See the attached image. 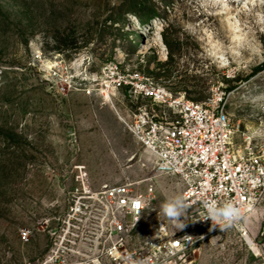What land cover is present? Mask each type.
Instances as JSON below:
<instances>
[{"label": "rangeland", "instance_id": "1", "mask_svg": "<svg viewBox=\"0 0 264 264\" xmlns=\"http://www.w3.org/2000/svg\"><path fill=\"white\" fill-rule=\"evenodd\" d=\"M110 61L196 102L222 96L234 148L264 143V0H0V264L56 263L53 238L81 175L92 188L134 182L146 196L133 242L154 238L160 222L191 230L187 210L179 222L161 211L183 184L159 174L126 128L125 95L112 104L68 87ZM243 225L211 236L198 264H264V196Z\"/></svg>", "mask_w": 264, "mask_h": 264}, {"label": "built area", "instance_id": "2", "mask_svg": "<svg viewBox=\"0 0 264 264\" xmlns=\"http://www.w3.org/2000/svg\"><path fill=\"white\" fill-rule=\"evenodd\" d=\"M73 81H68L69 88L79 86L112 104L118 91L125 95L128 105L122 114L117 110L118 115L135 139L155 154L156 171L180 178L191 230L174 236L160 222L154 238L133 242L142 221L146 196L134 182L92 188L81 175L79 186L69 191V209L62 226L64 234L54 236L55 231L52 232L57 250L48 261L198 264L203 244L221 232L218 226L209 231L211 220H201L204 202H216L218 206L232 202L246 217L264 196V143L257 150L250 142L244 150L234 148V124L221 104L222 96L201 103L190 100L154 76L124 70L119 61L106 63L99 77L85 74L78 84ZM62 89L65 92L67 86L63 85ZM243 222L233 228H244ZM67 233L70 236H65ZM73 235H77L78 243ZM29 237L30 231L23 230L22 238L29 240ZM72 253H76L77 260H71Z\"/></svg>", "mask_w": 264, "mask_h": 264}, {"label": "clouds", "instance_id": "3", "mask_svg": "<svg viewBox=\"0 0 264 264\" xmlns=\"http://www.w3.org/2000/svg\"><path fill=\"white\" fill-rule=\"evenodd\" d=\"M136 207L139 208V204H137ZM187 208L188 204L183 196H176L172 199L166 200L161 205L162 213L171 222L181 221V217L184 216ZM204 208L205 213L202 215L201 220H211L212 225L209 228V231H213L218 226L221 232H225L228 229L239 225L245 218L241 208L232 202H226L219 206L216 202H204ZM180 226L181 229H183L185 224H181ZM190 242H192L191 239H189V243ZM244 243L253 253L257 255L260 254L259 244L256 242V239H253L249 235H245ZM138 264H144V262L139 261Z\"/></svg>", "mask_w": 264, "mask_h": 264}, {"label": "trees", "instance_id": "4", "mask_svg": "<svg viewBox=\"0 0 264 264\" xmlns=\"http://www.w3.org/2000/svg\"><path fill=\"white\" fill-rule=\"evenodd\" d=\"M261 67H264V63H262V66ZM259 67H257V69H258ZM177 93V92H176ZM184 95H185V97L187 98V96H186V94H185V92H184Z\"/></svg>", "mask_w": 264, "mask_h": 264}, {"label": "water", "instance_id": "5", "mask_svg": "<svg viewBox=\"0 0 264 264\" xmlns=\"http://www.w3.org/2000/svg\"><path fill=\"white\" fill-rule=\"evenodd\" d=\"M180 234H182V233H174V236H177V235H180Z\"/></svg>", "mask_w": 264, "mask_h": 264}]
</instances>
